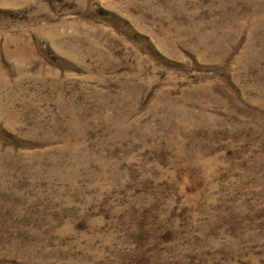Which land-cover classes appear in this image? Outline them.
<instances>
[{
	"label": "rangeland",
	"instance_id": "374dc122",
	"mask_svg": "<svg viewBox=\"0 0 264 264\" xmlns=\"http://www.w3.org/2000/svg\"><path fill=\"white\" fill-rule=\"evenodd\" d=\"M0 264H264V0H0Z\"/></svg>",
	"mask_w": 264,
	"mask_h": 264
}]
</instances>
